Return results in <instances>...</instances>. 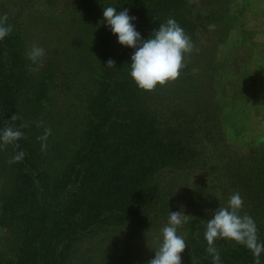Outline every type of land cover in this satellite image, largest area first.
Wrapping results in <instances>:
<instances>
[{
    "label": "rangeland",
    "instance_id": "obj_1",
    "mask_svg": "<svg viewBox=\"0 0 264 264\" xmlns=\"http://www.w3.org/2000/svg\"><path fill=\"white\" fill-rule=\"evenodd\" d=\"M102 1L0 0V17L17 19L26 28L25 51L36 44L45 49L44 62L50 56L58 59L61 75L44 113L51 140L49 145L45 142V158L38 161L49 170L51 179L62 175L73 150L81 144L87 117L81 91L93 84V69L101 62L105 45L108 49L116 45L114 35L112 45L97 37L99 24L87 29L88 11ZM196 1L202 4L199 20H205L203 26L209 24L185 32L193 49L184 55L180 75L149 96L148 105L162 136L173 135L184 151L167 153L157 164L147 168V161L143 169L138 168L131 181L139 182L144 172L143 182L148 177L144 195L135 193L138 210L104 218L73 242L64 264H148L169 211L181 208L190 214L178 228L186 239L182 264H193L190 242L196 232H205L211 210L227 206L235 192L242 196V189L230 183V164L244 159L254 147L264 149V0ZM73 38L74 45L70 44ZM217 103L222 109L225 141L213 126ZM5 155L0 151V191L11 166L7 161L3 164ZM244 200L241 215L251 214L253 203L255 211L260 208V203ZM2 231L0 227V238Z\"/></svg>",
    "mask_w": 264,
    "mask_h": 264
},
{
    "label": "trees",
    "instance_id": "obj_2",
    "mask_svg": "<svg viewBox=\"0 0 264 264\" xmlns=\"http://www.w3.org/2000/svg\"><path fill=\"white\" fill-rule=\"evenodd\" d=\"M107 6L129 9L137 17L134 23L144 38L169 18L185 32L209 24L203 26L205 20H199L202 4L196 0H103L102 5L88 11L85 20L87 29L95 23L100 25L95 32L107 45L114 41L109 28L101 23L103 7ZM224 11L227 14V9ZM7 21L12 30L0 40V130L11 126L23 136L14 143L0 144V151L6 153L3 164L7 161L11 165L0 191V264H64L73 242L104 218L138 210L133 202L135 193L144 195L148 178L143 182L144 172L139 182L131 181L138 168L143 169L147 161L149 168L167 153L177 155L184 148L173 135L162 136L156 116L148 110L149 96L162 91L166 83L151 91L137 87L129 75L133 50L116 41L114 49L105 45L99 56L101 62L93 69V84L81 91L87 116L81 144L78 142L73 150L62 175L49 178V170L38 161L45 158V142L49 145L51 138H39L48 130L44 113L61 75L58 59L50 56L44 62L42 57L39 66L33 64L24 49V24L17 19ZM74 39L70 44L74 45ZM109 59L114 61L113 66L107 65ZM217 109L213 126L225 141L220 103ZM214 112L209 114L215 117ZM13 115L17 119L12 120ZM20 151L24 152L23 159L14 161ZM235 161L230 164V183L242 189L245 202L260 203L257 211L253 203L254 211L249 216L256 222L258 238L264 241V149L254 147L244 159ZM214 246L221 264H256L251 251L234 240L218 238ZM189 247L195 255L193 264H213L204 233L196 232ZM260 264H264V253Z\"/></svg>",
    "mask_w": 264,
    "mask_h": 264
},
{
    "label": "clouds",
    "instance_id": "obj_3",
    "mask_svg": "<svg viewBox=\"0 0 264 264\" xmlns=\"http://www.w3.org/2000/svg\"><path fill=\"white\" fill-rule=\"evenodd\" d=\"M137 17L130 14L129 9L118 10L116 7H103L101 23L116 36L117 42L132 49L130 56L129 75L142 90L151 91L157 85L175 80L180 75L183 59L186 53L193 49V43L184 29L175 19L169 18L160 23L147 38L137 30ZM7 17H0V40L11 32V26L6 23ZM45 49L33 44L27 52L31 62L39 66ZM107 65H114L109 59ZM12 120L17 119L15 115ZM23 133L11 126L0 130V144L18 141ZM47 132L39 139L46 140ZM46 145L42 144V148ZM24 152L14 156V161L23 159ZM243 198L239 192L233 193L227 200V206L211 210V218L206 220L204 238L207 241V252L211 255L213 264H221V257L214 246L218 238H227L244 245L260 264V256L264 253V241L258 238L255 220L249 215H241ZM190 214L183 208L179 211H169L168 221L161 228L159 246L148 264H182L181 253L185 250L186 239L179 234L178 228L187 222Z\"/></svg>",
    "mask_w": 264,
    "mask_h": 264
}]
</instances>
